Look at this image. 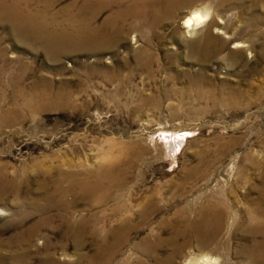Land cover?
Instances as JSON below:
<instances>
[{
    "label": "rangeland",
    "instance_id": "1",
    "mask_svg": "<svg viewBox=\"0 0 264 264\" xmlns=\"http://www.w3.org/2000/svg\"><path fill=\"white\" fill-rule=\"evenodd\" d=\"M91 1L20 8L97 43L49 48L0 16V264H187L190 254L253 264L263 236L252 228L264 223V0H148L135 17L118 13L141 0ZM201 6L210 15L188 32L184 18ZM125 145L141 153L118 200L84 197L79 183L101 166L129 165ZM119 217L130 230L117 245ZM85 218L80 230L68 224Z\"/></svg>",
    "mask_w": 264,
    "mask_h": 264
},
{
    "label": "bare ground",
    "instance_id": "2",
    "mask_svg": "<svg viewBox=\"0 0 264 264\" xmlns=\"http://www.w3.org/2000/svg\"><path fill=\"white\" fill-rule=\"evenodd\" d=\"M85 1H87V0H85ZM172 1H175L177 3H180V2H184L185 3V2H188V1L193 2V1H196V0H172ZM24 2H27V0H12L10 2H7V0H0V16L4 17L6 19H12V20L20 21V23H21V25H23L24 29H27V31H26L27 34H31V36H32L31 38H33V40L42 41L43 44L46 47H49V48L51 46H53V45L54 46H57V45L58 46H63V45H65V43L66 44L67 43L74 44L76 42H79L80 43L82 41L84 42V41H87L88 40V39L87 40H84L86 36L83 37V35H78L77 34V36H75L74 34L72 35V33H66L64 31L62 32L61 30H60L61 32L60 31L59 32L58 31H56V32L54 31L53 32V30L52 31H49L50 28H48V22L44 21V23H41V22L37 21L38 18H47L46 11L45 12H40L39 11L36 14L32 13L34 15H32V14H29L28 16L27 15H23L21 13L22 11H21L20 6ZM91 2H93V4H97V6H99V7L102 6L101 4L103 3V2H101V0H93ZM148 2H149L148 0L138 1L137 2V5L139 7L136 4H133V7L136 6L137 9L138 8L140 9L139 11L137 10L138 12L137 11L135 12L134 11V8L130 6L127 10H121L118 13V15L121 14L122 16L123 15H132V16L135 15L136 16L138 13H140L142 15V14H144V12L147 14L146 11H148V7H149ZM151 2H153L152 5H155L156 4V3H154V2H156L154 0H152ZM89 5L91 6V4H89ZM141 5L143 6V8L140 7ZM205 6H201V7L196 8L195 10H191L190 13H189V15H186L185 16V18H184L185 19V21H184V27L187 29L188 32L191 31V30L192 31L195 30V28L198 25H200L201 21H203L204 19H206V18L209 17V15H210V12L208 11L209 8L207 10L205 8ZM95 11H96V9H95ZM96 15H97V12H96ZM16 16L19 17V18H17ZM61 28H63V27H61ZM68 32H70V31H68ZM95 36H96V34H95ZM229 36H231V35H229ZM93 38L94 37H92V35H90L88 42H90V43H92V42L97 43V41L95 42V40ZM103 41L106 42L105 39ZM198 42H193V45L194 44H198ZM82 43H81V45H82ZM243 43H245V42H242V41L241 42H237L238 46H243ZM191 44H192V42H191ZM98 45H100V44H98ZM206 49H208V48H206ZM209 49L206 50V53L208 55H209V53L211 51V50L209 51ZM122 149H123L122 150L123 151L122 154H125L126 157H128L127 161H130L129 165L128 166L127 165L125 166L123 162L122 163H123L124 166L117 165V162L119 161V157H118V158L113 159V161L110 160L111 162L107 166H101L96 171V175H94V178L93 179H86L85 178L86 180H82L79 183V186L82 189V192H83L84 197H88V198H92V199L94 198L97 203L108 202V201H111V199L112 200L114 199L115 201L118 200V198L120 196V191H122L121 189L125 188V177H124V175L127 172V169L130 168V167H132L134 165L136 158H138V155H140V153H141V149L140 150L139 149H135L134 146H132V145H125ZM136 150H138V151L136 152ZM132 151L133 152L135 151V153H133ZM131 153H133V154H131ZM122 160H124V159H122ZM118 163H120V162H118ZM64 178H68L70 180H73L74 176H72V175H65ZM55 192L59 193L60 195H62L64 197H68V195H70V193H71V189H64V188H62L58 184L57 187H56V189H55ZM113 196L115 198H113ZM155 197H156L155 193L152 192L148 196L147 200L146 201H143L144 204L146 205V207L143 209L142 215H145V213H146L147 210L154 208V206H155L154 205V202H155L154 201V198ZM67 205H68V207H70L72 204L71 203H67ZM122 211L123 210H121V212ZM111 214L112 215H118V216L121 215V213H118L116 211V208H113L112 209ZM125 218H122V217L120 218L119 217V222H121V226H119L118 228H112L110 230V232L113 235H115V242L114 243L117 242L116 243L117 245H120V244L126 242V240L129 238L130 225L126 223V219ZM206 221H208V220H206ZM92 222H93V220H91L90 218L89 219L88 218H85L83 220H77V219L76 220H72V222H68V224H69V226L70 225L71 226L73 225V227L75 229H77V230L79 229L80 230V229H82V226H83L82 224L83 223H88V225H89ZM252 229H253L252 232H254V233L258 234V235L263 236V240L261 242L255 243V245L257 247V250H261L258 253V255H255V256H258L259 257V260H262V261L259 262V260L253 259L254 260V263L253 264H264V223H261L260 225L258 224V226L253 227ZM86 232H87V234H89V233L90 234H94V229H92L90 227V229L88 228V230H86L85 233ZM118 242H120V243H118ZM207 244H209V243H201L202 248L206 247ZM201 245L199 247H201ZM209 263H211V258L210 257H207L205 255H202L200 257H197V256H193V255L190 254V257L187 260V264H209Z\"/></svg>",
    "mask_w": 264,
    "mask_h": 264
}]
</instances>
